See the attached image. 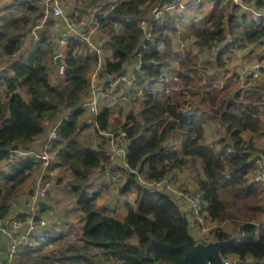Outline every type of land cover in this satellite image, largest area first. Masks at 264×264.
Segmentation results:
<instances>
[{
  "label": "trees",
  "instance_id": "1",
  "mask_svg": "<svg viewBox=\"0 0 264 264\" xmlns=\"http://www.w3.org/2000/svg\"><path fill=\"white\" fill-rule=\"evenodd\" d=\"M38 1L18 0L24 7L21 16L0 15V50L8 56H18L5 66L7 70L0 71V218L5 227L17 219L25 228L32 215L40 225L43 217L51 214L50 209L31 211L27 203L33 193V189H28L30 181L41 169V162L27 156L17 157L9 165L6 149L17 145L20 149L36 147L48 133L46 122L54 125L69 112V117L59 125L55 151L56 167L66 174L65 192L74 199L72 210L78 215L68 221L76 236L71 241L68 230L55 225V219L33 230L29 242L20 246L18 258H14L15 254L11 259L9 251L4 253L0 248V262L179 261L184 257L183 249L157 246L147 252V248L153 239L173 246L184 243L185 221L196 238L194 232L200 229V222L189 218L180 198L163 188L143 185L139 177L141 173L154 182L190 165L197 171L195 184L200 189L204 217L217 223L196 242L222 241L223 259L235 264H264V181L253 180L257 168L254 154L264 152V144L256 138L264 134V78L252 83L247 76L249 85L231 94L211 90L212 83L195 90L189 86L194 79L188 73L196 64L192 58L187 61L188 56L201 54L197 71L201 70L206 77L220 73L227 64L223 59L225 53L234 52L232 46L243 50L264 38V18L249 17L244 11L237 16V5L227 14L231 7L229 2L224 4L226 0H217L210 12L187 11L181 0H60L66 13L81 24L86 16L87 20L91 17L83 9L92 11L101 6L96 24L102 33L106 56L97 72L98 85H106L110 92L119 91L121 86L111 89L112 79L131 73L138 66L136 79L123 85L121 95L133 97L139 104L126 113V122L122 124L123 117L118 116L123 115V108L115 105L118 101L108 102L97 115L87 104L99 55L91 52L82 36L68 37L63 47L62 75L59 67L52 69L51 60L62 48L59 38L66 29L65 22L51 13L35 40L32 27L42 21L45 13V0L41 4ZM190 2L185 4L189 6ZM254 2L258 9H264V0ZM155 9L165 12L163 23L156 18L150 21ZM142 20L147 27L140 24ZM244 38L247 43H243ZM219 47V56L215 58L213 52ZM185 70L188 72L184 73ZM54 73L63 79L61 83L52 81ZM172 73L177 74L179 83L165 92L159 86ZM191 95L198 98L195 104L191 103ZM206 115L216 118L219 127L209 126ZM120 127L128 137L124 161L113 172L121 181L117 187L120 198L110 193L114 199L98 210V200L114 183L104 173L105 163L109 162L105 152L108 133L117 132ZM173 133H179L175 137L181 136V140L178 147L169 149ZM130 191L136 192L134 198H124ZM121 213L124 214L120 217Z\"/></svg>",
  "mask_w": 264,
  "mask_h": 264
},
{
  "label": "rangeland",
  "instance_id": "2",
  "mask_svg": "<svg viewBox=\"0 0 264 264\" xmlns=\"http://www.w3.org/2000/svg\"><path fill=\"white\" fill-rule=\"evenodd\" d=\"M184 3V7L187 9V11L191 10V9H200L202 12H210L213 7L215 6V3L217 0H181ZM186 1H191L189 4V6H187L185 4ZM224 1V0H223ZM229 2V6L231 7L230 9L228 8V10L226 11V13L228 14L234 7H236V5L239 7L238 11L236 12L237 16H240V14L242 13L241 11H244L245 14H247L249 17L251 16H256L251 15L249 13V11H247L245 8L241 7L238 3H236L234 0H226V3L224 2V4H227ZM38 3H43L41 2V0L38 1ZM240 3V2H239ZM245 6H248L246 4H243ZM45 6L46 4L44 3V12H45ZM164 11L155 9L153 14L150 16V21L152 22L154 18H156V20L158 21V23H163L164 21ZM6 14H13V15H18L21 16L24 14V7L22 5H20L18 3V0H0V15H6ZM45 14V13H44ZM105 15V14H104ZM151 17H153L151 19ZM87 21V16L85 18V20L83 22ZM99 21H97L96 23L98 24ZM143 23V20L140 22V24ZM147 27V25H145ZM183 33H181V37ZM85 38V37H84ZM243 43H247V39H243L242 40ZM89 47L91 49V51L93 50V52H97L98 55L101 56V60L103 59L102 63L105 60V54H104V48H103V44H102V33L98 31H96V34L89 38ZM261 42V44H260ZM97 47V49H96ZM182 49V44L179 46ZM213 47V46H212ZM239 46L235 45L231 47V50L234 52H226L223 59L227 61L226 66H224L223 68H221L220 73H216L214 75H210L211 77H206L205 74L201 71L196 69L200 67V62H201V54H193L196 55V57H194L193 55L188 56V60H190L191 58L193 59V63L196 64V67L194 69L191 70V72H189L188 74L194 79L193 81H191L189 83V86L192 87L193 89H199L201 88V86L203 84H213V88L211 90H222L220 91L222 94H231L234 93L236 90H238L239 88L246 87L249 85V82L246 81V77L250 76V81L252 83H258L261 82L264 78V72L262 71V69L259 67H257V63L256 61H261L264 63V39L257 41V42H251L249 44L248 47H246L245 49L241 50L240 48H238ZM197 52L199 50L198 47H196ZM221 48H217L215 49V51L213 52L214 57H218L219 56V52ZM183 55H187L185 51H182ZM60 55V54H59ZM232 57L230 59L227 60V58L229 56ZM252 55V56H251ZM18 58L17 55H12V56H8L5 53H3L0 50V71L1 69H6L5 66H8L12 61L16 60ZM184 58V57H183ZM51 63L53 66L55 63V59L51 60ZM136 68V77H137V70H138V66H135ZM135 68L133 69V71H135ZM197 71V73L194 71ZM131 71V73L133 72ZM188 72L187 70L184 71V73ZM61 74V73H60ZM223 74H226V77L223 76ZM62 75V74H61ZM171 76H168L166 79L160 86L159 88L165 92H168L169 89H171L172 86L177 85L179 83V79L177 77L176 73H172L170 74ZM58 75H56L55 73L52 74V81L54 83H61L63 81L62 78L57 77ZM60 76V75H59ZM136 79V78H135ZM181 82H183V84L185 85V81L180 80ZM98 82V80L96 81V83ZM125 85V84H124ZM126 86V85H125ZM125 86L121 85L120 90L118 91L113 90L111 91V96L104 98L100 100V105H99V112L102 111L103 107L105 106V104H107L108 102H110L112 104V102L114 103L115 101H118L120 103L117 102V104H115L118 107H122L123 108V115H119L118 117H123L120 118L121 119V123H125L126 122V113L128 111L131 110V108L135 107L136 105L139 104V102H136V99H133V97H129L128 95H121L124 93V91L122 90ZM23 94L26 97H29V94L27 93V91L25 89H22ZM139 93V92H138ZM145 94H142L141 97L143 98ZM140 96V93H139ZM0 97H2V92L0 91ZM191 98H193V101L191 102L192 104H195L198 101V98L195 97V95H191ZM120 98V99H119ZM136 98V97H134ZM123 99V100H122ZM116 115V116H117ZM209 119V126H212L214 129L215 127H219L217 125V119L212 117L210 118L208 115H206ZM264 117V116H263ZM117 119V118H116ZM216 125V126H215ZM179 133H173L170 138H169V142H168V146L169 149L173 148V147H178V144L180 143V137L179 138L175 137V135ZM176 135V136H178ZM258 139V141L261 144H264V134L261 136H257L256 137ZM211 144H213V142H211ZM38 146L41 148L42 147V140L38 141ZM106 152V151H105ZM121 161H124L122 158H118L114 168L116 167V164L121 163ZM50 176H49V180L51 182V186H50V191H51V196L48 198V196L45 198V201H49L50 203L53 204V208H51V216L48 215H44L45 219H47V224L49 225L52 222H55V219L57 221V224L54 223L55 225L62 227L63 229H67L68 230V234H69V238L71 241L75 240V236H76V232L75 229L70 226L68 224V221L72 220L75 216H78L74 213V211L72 210V204L74 202V199L69 196L67 194L66 191V185H65V178H66V174H64V172L62 171V169H60L59 167H54L52 169H50ZM256 172V170H255ZM254 172V176H253V180L256 179V173ZM175 173V172H174ZM175 179L174 181H172L170 184L173 187V192H168L170 194H173L174 196H176V198H180L179 201L182 204V208L185 209L187 211V214L189 216V218L192 220V217H194L195 219H199L198 221L200 222V229H196L194 232V235L196 236V240L200 239L203 232H208L210 231V229H213L215 227H217V223L213 222L210 223L208 222V219H205L204 215H205V211H204V207L203 205H201V209L199 210V212L196 214L194 213L193 209L194 208V204L192 203V198L191 196L193 195V193H197L200 189L199 187L195 184L196 180H197V171L194 170L192 168V166L188 165L187 167H184L183 170H179L178 172H176L175 174ZM140 181L142 182L143 185H150V186H154V187H158L157 183H153V182H149L148 180L145 179L144 174L140 173ZM109 179H111L112 181H114L113 185L109 186L108 191L105 190L104 191V195L103 197H101L98 202H97V209L101 210L102 207L104 205H107L108 202H110L111 198L114 197V195L112 196V194L110 193H116L115 194V198H120L117 192V187H118V183L121 184V181L119 180V177L115 178H111L109 177ZM120 181V182H119ZM119 184V185H120ZM116 191V192H115ZM24 192V191H23ZM135 191H130V193H128L127 195H125L124 198L127 199H132L134 198ZM123 197V195H122ZM48 198V199H47ZM114 199V198H113ZM112 201V200H111ZM192 203V206H191ZM119 204H124V202H119ZM193 208V209H192ZM46 213H49L48 211H46ZM120 213V212H119ZM118 213V214H119ZM124 213L120 214V217L123 215ZM75 223V222H74ZM255 223V222H254ZM2 235H5L2 233ZM7 237V251H11V244H10V240L9 237ZM9 240V241H8ZM4 242L1 241L0 242V246H3ZM94 252H98V251H94ZM18 254L16 253L14 258H18L17 256ZM21 264H24L21 263ZM110 264H117V263H113L111 262Z\"/></svg>",
  "mask_w": 264,
  "mask_h": 264
},
{
  "label": "built area",
  "instance_id": "3",
  "mask_svg": "<svg viewBox=\"0 0 264 264\" xmlns=\"http://www.w3.org/2000/svg\"><path fill=\"white\" fill-rule=\"evenodd\" d=\"M239 5L245 4L243 0H234ZM240 2V3H239ZM45 14L43 16V19L41 22H37L32 27V34L34 35V39L36 40L39 37V30L41 29L43 22L50 16L51 13H53L55 16L62 17L65 22V30L62 32L59 38V42L61 45V49L56 51L57 55H63V47L66 45L68 41V37L72 35H80L82 36L86 41H89V38L93 37L96 34L97 30V19L96 15L101 11V6H96L92 11H90L91 17L89 20L81 23H77L76 19L72 17L70 14L66 13V9L61 4L60 0H45ZM243 7L248 8L255 14H257V17H262L264 15L263 12H260L259 10H256L254 7L251 6V4L246 3ZM95 21V23H94ZM143 27L146 25V23H142ZM145 28V27H144ZM150 36V34H147V37ZM89 43V42H88ZM97 49V47H96ZM93 52V50L91 51ZM97 53V52H93ZM98 54V53H97ZM105 54V52H104ZM142 52L140 51L139 55H141ZM103 59L101 60V56L99 55V66L97 67L96 72H94L93 77L91 79V87H90V96L91 99L88 101V105L90 106L91 110L97 115V112L99 110V104L101 98H107L110 96V91H107L106 85H98L96 83L98 79L97 72L100 68L103 67L104 62L102 63ZM257 67L264 69V63L261 61H256ZM59 72L62 74L64 72V64L62 63L58 66ZM136 78V69L132 73H122L119 75H116L110 85L113 87L111 89H115L121 85L124 84H132L133 81ZM69 117V112H66L63 117L60 118L58 122H56L54 125H52L51 121H47L46 125L48 127V133L46 134V137L42 139V147L40 148L37 144L36 147H31L29 149H13L7 148L9 154L10 161L9 165L12 164L14 160H16L17 157H27L32 156L35 159L39 160L41 162V169L38 173L35 174L34 178V187H33V193L29 198L28 207L31 211H36L37 209H40L39 202L40 200H45V198L49 195L51 182L49 180V176L51 174L50 169L56 167V163L58 161L55 151V141L58 138V129L61 121L63 119H67ZM108 147L106 150V154L109 157V162L105 163L104 166V173L106 176L115 178L114 176V165L118 158L124 159L125 152H126V146H127V131L120 127V129L115 132L111 131L108 133ZM1 151V150H0ZM254 161L256 164V179L254 181L260 182L264 181V152L259 151L254 154ZM175 173H171L168 177H161L154 181L153 183H157L159 188H163L164 190L168 192H173V187L171 186V182L175 179ZM192 203L194 204L193 211L194 213H198L201 209L202 199H201V193L200 190L197 193H193L191 196ZM191 203V206H192ZM35 213V212H34ZM199 220V219H198ZM47 219L43 217L42 223L40 225H37L33 215L29 218L28 226L24 228L23 222L17 219H13L10 222L9 227H5L2 219L0 218V230L6 234L9 237L10 244H11V251L9 252V256L12 259L16 253H18L19 248L22 244H27L29 242V238L33 230H35L38 226H47ZM8 240V241H9ZM228 264H235L234 261L231 260H225ZM0 264H5L3 262H0ZM169 264V263H168Z\"/></svg>",
  "mask_w": 264,
  "mask_h": 264
},
{
  "label": "water",
  "instance_id": "4",
  "mask_svg": "<svg viewBox=\"0 0 264 264\" xmlns=\"http://www.w3.org/2000/svg\"><path fill=\"white\" fill-rule=\"evenodd\" d=\"M85 14H89L88 9H83ZM153 17H151L152 19ZM63 61V55H57L55 58V63L53 65V70H56L58 66ZM7 70V69H6ZM13 149H18L19 146H13ZM24 149H29L25 147ZM1 150V148H0ZM40 209H51V206L47 201L40 200ZM183 229L186 235V241L177 246L169 245L166 243L159 242L153 239L147 248V252L153 251L157 246H164L169 248L183 249L184 257L179 261L172 262L171 264H209L211 260L215 261L217 264H228L223 261L220 255V248L223 244L222 241H211L209 243L196 242L195 237L188 231L187 222L183 224Z\"/></svg>",
  "mask_w": 264,
  "mask_h": 264
},
{
  "label": "crops",
  "instance_id": "5",
  "mask_svg": "<svg viewBox=\"0 0 264 264\" xmlns=\"http://www.w3.org/2000/svg\"><path fill=\"white\" fill-rule=\"evenodd\" d=\"M52 69H53V67H52ZM96 70H97V68H96ZM35 176V175H34ZM34 176H33V178H34ZM32 178V180L30 181V186L28 187V189H33V187H34V181H35V179H33ZM51 196V191H50V193H49V195H48V198ZM47 198V199H48ZM51 206H53V204L52 203H50L49 201H47ZM0 232H1V230H0ZM3 233V232H2ZM4 234V233H3ZM1 236L3 237V242H4V245L3 246H0V248L3 250V252L4 253H6V249H7V239L5 238V236L4 235H0V238H1Z\"/></svg>",
  "mask_w": 264,
  "mask_h": 264
},
{
  "label": "clouds",
  "instance_id": "6",
  "mask_svg": "<svg viewBox=\"0 0 264 264\" xmlns=\"http://www.w3.org/2000/svg\"><path fill=\"white\" fill-rule=\"evenodd\" d=\"M243 2L246 4V3H249V4H251V6L252 7H254L256 10H259L260 12H263L264 13V9H258L257 7H256V5H255V2H254V0H251V1H246V0H243ZM241 6V5H240ZM241 7H243V5L241 6ZM243 8H245V7H243ZM247 11H249L250 13H252L253 15L255 14L254 12H252L251 10H249L248 8H245ZM255 15H257V14H255ZM257 19H260V18H264V15H262V17H257V16H255ZM264 39V38H263ZM260 44H261V42H260ZM169 76H171V75H169ZM170 90V89H169ZM100 105V104H99ZM49 193H50V191H49ZM223 259V258H222ZM225 260L226 259H223V261L225 262ZM211 262V261H210ZM209 262V264H213V263H210ZM171 264V263H170ZM214 264H217V263H214Z\"/></svg>",
  "mask_w": 264,
  "mask_h": 264
}]
</instances>
